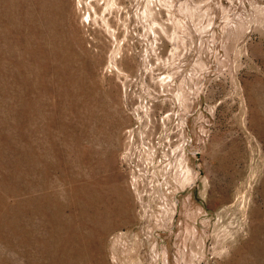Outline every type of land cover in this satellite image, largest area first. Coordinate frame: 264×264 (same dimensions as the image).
<instances>
[{
  "label": "rangeland",
  "instance_id": "rangeland-1",
  "mask_svg": "<svg viewBox=\"0 0 264 264\" xmlns=\"http://www.w3.org/2000/svg\"><path fill=\"white\" fill-rule=\"evenodd\" d=\"M0 264H264V0H0Z\"/></svg>",
  "mask_w": 264,
  "mask_h": 264
}]
</instances>
